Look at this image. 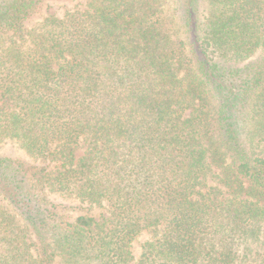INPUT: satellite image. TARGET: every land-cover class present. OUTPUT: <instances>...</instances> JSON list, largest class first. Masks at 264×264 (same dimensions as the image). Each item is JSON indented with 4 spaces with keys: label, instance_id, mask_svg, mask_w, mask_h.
Instances as JSON below:
<instances>
[{
    "label": "trees",
    "instance_id": "1",
    "mask_svg": "<svg viewBox=\"0 0 264 264\" xmlns=\"http://www.w3.org/2000/svg\"><path fill=\"white\" fill-rule=\"evenodd\" d=\"M6 141L0 264H264V0H0Z\"/></svg>",
    "mask_w": 264,
    "mask_h": 264
},
{
    "label": "rangeland",
    "instance_id": "2",
    "mask_svg": "<svg viewBox=\"0 0 264 264\" xmlns=\"http://www.w3.org/2000/svg\"><path fill=\"white\" fill-rule=\"evenodd\" d=\"M0 151H5V152H7V153H9V154H12V155H14V156H20V157H22V156H24V152L14 143V142H10V141H6V142H4V143H2V144H0ZM81 151H79V153H80ZM54 201L55 202H57L58 201V199H54ZM63 204H65V205H70V204H72V207L73 206H76L77 207V203H75V202H69V201H64V203ZM72 212H75V211H72ZM147 234H145V233H143V234H141V235H139L133 242H132V252H133V254L137 257L138 255H139V253H140V251H141V243L145 240V239H147Z\"/></svg>",
    "mask_w": 264,
    "mask_h": 264
}]
</instances>
